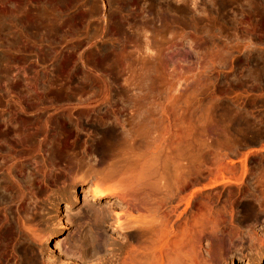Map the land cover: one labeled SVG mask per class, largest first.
<instances>
[{"label":"rangeland","instance_id":"1","mask_svg":"<svg viewBox=\"0 0 264 264\" xmlns=\"http://www.w3.org/2000/svg\"><path fill=\"white\" fill-rule=\"evenodd\" d=\"M2 1L0 264H120L142 244L131 236L148 219L162 230L169 207L179 203L181 210L189 200L179 224L194 225L193 251L190 244L186 249L196 262L205 256L203 264H264V240L256 237L264 223L248 210L255 171L264 167V0ZM33 10L46 16L39 21ZM127 134L131 144L116 148ZM187 139L190 149L183 146ZM110 143L119 157L106 148ZM160 143L182 146L178 167L156 162L150 180L172 184L175 169L181 182L191 168V185L175 197L153 194L148 213L136 195H118L134 193L135 171L128 179L111 175L101 186L113 199L93 203L89 187L96 176L88 167H137V156H159ZM111 155L119 163H110ZM88 202L93 213L107 212L98 229L85 214ZM153 232L159 244L161 231ZM69 245L77 246L75 253Z\"/></svg>","mask_w":264,"mask_h":264},{"label":"bare ground","instance_id":"2","mask_svg":"<svg viewBox=\"0 0 264 264\" xmlns=\"http://www.w3.org/2000/svg\"><path fill=\"white\" fill-rule=\"evenodd\" d=\"M0 1H2V0H0ZM15 1V0H14ZM24 1V0H23ZM30 0H28V2H29ZM42 1V0H41ZM161 1V0H160ZM159 1V2H160ZM2 2H4V1H2ZM8 2H10V1H8ZM17 2V1H16ZM33 2V1H32ZM39 2H40V0H39ZM43 2H44V4H45V1L43 0ZM56 2V1H55ZM1 3V2H0ZM6 3V2H5ZM4 3V4H5ZM15 3V2H14ZM19 3V2H18ZM24 3V2H23ZM36 3V2H35ZM42 3V2H41ZM49 3H50V0H49ZM10 4H11V2H10ZM20 4V3H19ZM26 4H27V2H26ZM25 4V5H26ZM32 4V3H31ZM38 4V3H37ZM37 4H35L37 7H38V5ZM43 4V5H44ZM58 4V3H57ZM62 4V3H61ZM61 4H58V5H61ZM9 5V4H8ZM15 5V4H14ZM21 5H22V3H21ZM24 5V6H25ZM48 5V4H47ZM11 6H13V5H11ZM10 6V7H11ZM19 6V8H20V5H18ZM23 6V7H24ZM33 6V5H32ZM40 6V5H39ZM46 6V5H45ZM0 7H3L1 4H0ZM5 7V6H4ZM17 7V6H16ZM26 7V6H25ZM34 7V6H33ZM42 7V6H41ZM40 7V8H41ZM47 7V6H46ZM60 7V6H59ZM163 7V6H162ZM8 8V7H7ZM12 8V7H11ZM27 8V7H26ZM43 8H45V7H43ZM6 9V8H5ZM9 9V8H8ZM14 9V7L12 8V10ZM25 9V8H24ZM28 9V8H27ZM30 9V8H29ZM46 9V8H45ZM155 9V8H154ZM16 10V9H15ZM18 10V9H17ZM21 11L19 12V14L17 13V11H16V13H17V15H18V17H17V21L18 22H20V20L23 18V14H22V9H20ZM47 14H48V12H49V8L47 7ZM51 10H53V9H51ZM1 11V10H0ZM11 11V10H10ZM26 11V10H25ZM28 11V10H27ZM34 11V10H33ZM42 11V10H41ZM147 11V10H146ZM2 12V11H1ZM43 12H44V10H43ZM51 12V11H50ZM49 12V13H50ZM54 12V11H53ZM53 12H51V13H53ZM3 13H5V12H3ZM12 13V12H11ZM14 13H15V11H14ZM24 13V12H23ZM27 13V12H26ZM30 13V12H29ZM46 13V12H45ZM45 13H41L39 10L35 13V11H34V14L33 15H36L37 16V18H38V20L40 21V20H43V15L45 14ZM50 13V14H51ZM56 13V12H55ZM53 14L54 15V17H55V15L56 14ZM7 14H9V13H7ZM1 15V14H0ZM3 15V17H4V14H2ZM12 15V14H11ZM11 15H9V16H11ZM26 15V14H25ZM24 15V16H25ZM52 14H51V16H53ZM58 15V14H57ZM6 16V15H5ZM9 16H7V20H9L8 19V17ZM14 16V15H13ZM45 16H46V14H45ZM61 16V18H62V15H60ZM60 16H57L56 17V20L58 21V17H60ZM16 17L14 18L15 20H16ZM32 17V19L34 18L33 16H31ZM153 17V16H152ZM177 17V16H176ZM2 18V17H1ZM6 18V17H5ZM13 18V17H12ZM25 18V17H24ZM30 18V17H29ZM28 18V19H29ZM31 19V20H32ZM45 19H46V17H45ZM47 19H48V17H47ZM47 19H46V21H47ZM52 20V18H50L49 17V20ZM55 18H53V20H54ZM147 19V18H146ZM149 19V18H148ZM3 20V19H2ZM13 20V19H12ZM30 20V21H31ZM34 20V19H33ZM48 20V24H49V22H50V24L52 23V21H49ZM61 19H59V21H60ZM143 20V19H142ZM6 21V20H5ZM26 21H28V20H26ZM26 21H25V23H26ZM36 21V20H35ZM34 21V22H35ZM56 21V22H57ZM63 21H64V19H63ZM63 21H60V22H63ZM66 21V20H65ZM152 21V20H151ZM3 22V21H2ZM1 22V20H0V32H2V30L3 29H5V25L3 24ZM7 23L9 22V21H6ZM17 22V23H18ZM33 22V23H34ZM37 22V21H36ZM35 22V23H36ZM45 22V21H44ZM54 22V21H53ZM10 23H12L11 22V19H10ZM14 23V22H13ZM9 24V23H8ZM21 24V23H20ZM20 24H18V25H20ZM24 24V23H23ZM30 24V23H29ZM37 24V23H36ZM46 24H47V22H46ZM59 25H60V23H58ZM62 24V23H61ZM151 24V23H150ZM149 24V25H150ZM10 25V24H9ZM16 25V24H15ZM25 25V24H24ZM27 25H28V22H27ZM31 25V24H30ZM40 25H41V27H42V25L43 24H41L40 23ZM54 25H55V22H54ZM21 26V25H20ZM51 26H53V24L51 25ZM63 26V25H62ZM162 26H164V25H162ZM161 26V27H162ZM23 27H25V26H23ZM22 27V28H23ZM38 27V26H37ZM10 28V30H11V28H13V25H12V27L10 26L9 27ZM21 28V27H20ZM18 29L17 28V30H19V32H23L22 31V29ZM14 29V28H13ZM12 29V30H13ZM25 29V28H24ZM36 29H38V28H36ZM47 29V28H46ZM179 29V28H178ZM6 30H8V29H6ZM10 30H8V31H10ZM32 30V29H31ZM142 30V29H141ZM7 31V32H8ZM25 31H27V29L25 30ZM35 31H37V30H35ZM45 31V30H44ZM47 31V30H46ZM44 32V33H47V32ZM56 31V30H55ZM11 32V31H10ZM10 32H8V35H9V33ZM18 32V31H17ZM56 32H58V31H56ZM162 32V31H161ZM15 33V32H14ZM33 33H34V29H33ZM36 33V32H35ZM38 33V32H37ZM2 34V33H1ZM6 34V33H5ZM12 34V33H11ZM11 34H10V36H11ZM19 34H21V33H19ZM26 34V33H25ZM31 34V33H30ZM3 35H4V32H3ZM2 35V36H3ZM36 35H38V34H36ZM50 35V34H49ZM7 36V35H6ZM6 36H5V38H6ZM18 36V35H17ZM20 36V35H19ZM40 36V35H39ZM8 37V36H7ZM154 37V36H153ZM15 38H16V34H15ZM42 39H43V37H41ZM45 38V37H44ZM1 39H2V37H0V42H1ZM38 39H40V38H38ZM3 41V40H2ZM6 41V40H5ZM7 42H8V40H7ZM12 42V41H11ZM48 42H49V40H48ZM12 43H14V42H12ZM11 44V43H10ZM15 44V43H14ZM13 46V45H12ZM3 47V46H2ZM10 47V46H9ZM45 51V50H44ZM5 52V51H4ZM1 59V58H0ZM1 64V63H0ZM2 66V65H1ZM149 82V81H148ZM229 123V122H228ZM223 125V124H222ZM223 131V130H222ZM129 134H127L126 136H124L125 137V140L127 141V138H130L129 136H128ZM128 136V137H127ZM222 136V135H221ZM127 137V138H126ZM228 138V137H227ZM123 138H121V140H122ZM225 139V138H224ZM120 140V141H121ZM188 140V139H187ZM119 141V140H118ZM124 142V140L123 141H121V143L123 142L124 144L125 143H128L129 141H127V142ZM108 142V141H107ZM132 142V141H131ZM114 143V142H113ZM113 143H110V144H108L107 146H106V148L111 152H114L113 154L115 155V154H118V152L117 153H115L116 151H114L115 150V146L116 145H114ZM123 143L122 144H118V147H116V148H119V145L121 146V145H123ZM222 143V142H221ZM116 144V143H115ZM129 144H131V143H129ZM129 144H125V145H129ZM185 144V145H184ZM183 144V146H184V148H188L189 146H190V141L188 140V141H186L185 143ZM170 146H173V144L171 145V144H169ZM167 146V144L166 145H164L165 147L164 148H166L163 152L165 153V154H163V152L161 153V151L164 149L163 148V144H161L160 143V146L163 148L162 150L160 149V147L158 148V151L159 150H161V151H159L158 152V155L159 156H161V155H163V156H161V158H162V160H160L159 159V156H157V152H156V154H154L155 156H153L152 158H149V159H145V160H143L142 158H143V156H141V155H139V156H137L136 157V159H137V161L139 162L136 166L137 167H131V166H128V167H111V166H116L115 164H113V165H110L109 163V165H110V167L107 165V167H102L101 169H103V170H101V169H95L94 168V170L92 169L93 167H88L89 168V170H88V172L90 173V175H92V176H96L95 178H93V180L91 181V186L89 187L90 188V190H89V195H90V197H91V199H92V201H93V203H101L102 201H104L105 199H109V198H112L113 199V197H110L111 195L109 194V192L106 190V189H104V186H101L102 185V182L104 183L106 180H108L109 179V177L111 176V175H114V176H121L122 178H124V179H128L129 177H130V175H131V173L133 172V171H135V174H134V176H133V178H135V181L133 182V184H132V186H133V191H134V193L133 192H131L130 194H128L127 193V189H123V191L121 192V194H118L119 196H121L120 198H123V199H125L127 196H131V197H135V195H136V197L140 200V204H141V206L143 207L144 206V208H145V210L149 213L150 211V208H151V205H152V200H153V198L151 197V196H153V194L155 195L157 192H160V193H163V195H165L166 197H168V198H170V197H172V196H178L184 189H186L187 188V186H189V185H191L192 184V182H193V180H192V174L194 173V172H192L193 171V169H191V168H188V169H186V173H185V175H184V173H183V178H182V180H181V182H179V181H177L178 179L177 178H179L181 175H182V173H180V176L178 175L177 176V174H179V173H176V171H175V169H174V171L172 170V171H170V173H173L172 175H174V181L173 182H171L172 184H155L152 180H150V177H151V175H152V173H151V169H150V167H152L153 166V164L154 163H156V162H158V163H160V167H178V166H176V156L178 157V155H179V153H180V151H181V147L182 146H179L178 147V145L177 144H174V146L175 147H170V146ZM169 149L170 150H174V152L173 151H169ZM183 149V148H182ZM185 149V150H186ZM188 149H190V148H188ZM107 150V151H108ZM168 152H167V151ZM184 151V150H183ZM109 152V153H110ZM167 152V153H166ZM173 152V153H172ZM182 152V151H181ZM184 152H186V151H184ZM189 153V152H188ZM187 154V153H186ZM112 156V155H111ZM141 156V157H140ZM117 158V157H119V155H115L114 156V158ZM111 159V161H110V159ZM191 158V157H190ZM108 159H109V161H110V163L113 161V163L115 162L116 164H117V162L119 161L118 159L116 160V159H114V160H112L113 159V156H112V158L111 157H108ZM117 162H116V161ZM161 161V162H160ZM119 163V162H118ZM157 163V164H158ZM189 164H190V161H189ZM156 167V166H155ZM188 167H191V165L190 166H188ZM93 170V171H92ZM225 170H227V169H225ZM221 172L222 170H220V169H217V172ZM231 171V170H230ZM241 171V170H240ZM247 171V170H246ZM91 172L93 173V174H91ZM196 172H199L200 173V171H195V174H197ZM244 172H245V170H244ZM255 172H257L256 173V181L254 182L255 183V189H254V186H253V189H252V197H248V198H251L250 200H249V204H248V210H249V212L250 213H252V215L255 217V219L257 220V222H259V223H261V224H263L264 223V167H257V169H256V171ZM175 173H176V176H175ZM242 173H243V169H242ZM243 175H244V173H243ZM3 178V177H2ZM111 178V177H110ZM4 179V178H3ZM5 180V179H4ZM6 181V180H5ZM227 181V180H226ZM217 182V181H216ZM216 182L214 181V183L213 184H216ZM9 183H10V181H9ZM253 183V184H254ZM5 184V183H4ZM170 185H172V186H170ZM252 185V184H251ZM1 186V185H0ZM2 186H4V185H2ZM10 187V186H9ZM8 187V188H9ZM103 187V188H102ZM1 188V187H0ZM5 188H6V186H5ZM173 188H174V190H173ZM3 189V188H2ZM88 190V189H87ZM110 191H113V190H110ZM3 192V191H2ZM112 193H114V191L112 192ZM250 193H251V191H250ZM8 194V193H7ZM6 194V195H7ZM13 194V193H12ZM3 195V194H2ZM117 194L115 193V196H116ZM117 195V196H118ZM119 196H118V198H119ZM248 196V195H247ZM3 197H5V196H3ZM89 197V196H88ZM1 198H2V196H1ZM17 198V197H16ZM117 198V197H116ZM13 199V198H12ZM112 199H111V201H112ZM190 199V198H189ZM6 200V199H5ZM117 200V199H116ZM120 200V199H119ZM180 200V199H179ZM7 201H8V199L5 201L6 203H7ZM169 201V204H170V200H168ZM190 201V200H189ZM189 201H185V204H184V208H182L181 210H179V208H178V205H179V203L177 204H173L172 206H170L169 207V211H168V213H167V215L165 216L166 218H165V224L163 223V229L161 230L160 228V223L157 225V224H155V223H157L156 222V220L155 219H148L147 221H146V223H145V226H144V228L143 229H141V230H137L134 234H132V236H131V238L133 239V240H135V241H139V242H141L142 244L138 247V248H136L135 250H131V251H128V252H126V256L125 257H123V260L120 262V264H201V262H202V260H204L203 258L205 257H203L202 259H201V262H199L198 263V261L196 262L195 261V259H194V257H191L190 255H191V252L189 251V249H191V247H192V244H191V241H192V239H191V237H193V236H191V232H193V231H191V229H194V228H191V227H193L194 225H193V223L196 225V223L198 224V222H193L192 223V225L193 226H191V224L189 225V224H186V221L185 222H183L184 223V228H182V230H181V232L179 233V230L180 229H178L181 225L180 224H183L182 222L179 224V221L180 220H182V219H184V217H185V215L188 213V207H189V205H190V202ZM4 202V203H5ZM5 203V204H6ZM88 203H90V202H88ZM87 203V204H88ZM104 203V202H103ZM106 203V202H105ZM108 203H111L110 201L108 202ZM107 203V204H108ZM167 203V202H166ZM44 204V203H43ZM37 205V204H36ZM40 205V204H39ZM46 205V204H45ZM89 205V204H88ZM91 205V206H90ZM90 207L88 208V207H86V208H88L87 210H85V214H88L87 216L88 217H90L91 216V218H93L92 216H94V222H96V224H95V226H96V228L98 227V225H99V221L100 220H102L104 217H105V215L107 214V212L106 211H104V210H101L100 208H99V206H98V209H100V211H101V213L100 214H102V215H100V217L98 216V212H97V207L94 209V211H96V213H98V214H95V213H93V211H91L93 208H92V203H90ZM41 206V205H40ZM94 206H96V205H94ZM32 207V206H31ZM34 207H35V205H34ZM39 207V206H38ZM92 208V209H91ZM19 209V208H18ZM35 209V208H34ZM25 210V209H24ZM32 210V209H31ZM17 211V210H16ZM30 211V210H29ZM15 212V211H14ZM22 212H23V210H22ZM32 212V211H31ZM37 212V211H36ZM167 212V211H166ZM218 212H220V211H218ZM223 213V212H222ZM45 214V213H44ZM221 214V213H220ZM10 215V214H9ZM39 215V214H38ZM114 215H115V218H116V227L117 228H122V223H121V221H120V214L119 213H117V212H115L114 213ZM219 215V214H218ZM223 215V214H222ZM84 216H86V215H84ZM108 216V215H107ZM184 216V217H183ZM40 217V216H39ZM88 217L86 218V219H88ZM222 217V216H221ZM84 218V219H85ZM186 219V218H185ZM91 220V219H90ZM93 220V219H92ZM200 220V219H199ZM198 220V221H199ZM208 220V219H207ZM85 221V220H84ZM202 221V220H201ZM200 221V222H201ZM204 221V220H203ZM202 221V223H204ZM229 221H231V220H229ZM89 222V221H88ZM93 222V223H94ZM99 222V223H98ZM103 222V220L101 221V223ZM155 222V223H154ZM200 222H199V224H200ZM256 222V223H257ZM90 223V222H89ZM201 223V224H202ZM206 223V222H205ZM199 224L197 225L198 227H199ZM208 224V223H207ZM212 224V223H211ZM88 225V224H87ZM92 225V224H91ZM156 225L157 226H159V228H157L156 227ZM178 225H180L179 227H178ZM203 225H206V224H203ZM209 225H210V223H209ZM238 225V224H237ZM8 226V225H7ZM17 226H18V224H17ZM95 226H94V228H95ZM156 228H155V227ZM196 226V227H197ZM202 226V225H201ZM208 226V225H207ZM206 226V227H207ZM91 227V226H90ZM204 227V226H203ZM231 227V226H230ZM260 227V226H259ZM17 228V227H16ZM20 228V227H19ZM92 228V227H91ZM93 228V229H94ZM233 228V227H232ZM235 229H236V227H234ZM89 229V228H88ZM98 229V228H97ZM156 229H158V231L160 230L161 232H160V235H159V238H157L156 239V243H158L159 242V244H155V239H153V237H154V232H153V230H156ZM13 230H15V229H13ZM12 230V231H13ZM96 230V229H95ZM202 230V229H201ZM237 230V229H236ZM86 231V230H85ZM182 231H183V233H182ZM199 231V230H198ZM202 231H204V230H202ZM202 231H201V234H202ZM231 231H233V230H230V232ZM240 231H241V229H240ZM249 231V230H248ZM259 232H257V233H259V235L258 236H256V237H258V239L259 240H264V226L262 225L261 226V229L260 230H258ZM2 232V231H1ZM15 232V231H14ZM16 232H17V230H16ZM24 232V231H23ZM95 232H97V231H95ZM95 232H93V234H96ZM153 232V233H152ZM157 232V231H156ZM251 232V231H250ZM25 233V232H24ZM191 233V234H190ZM214 232H212L211 233V235L213 234ZM221 233V232H220ZM233 232H231V234H228V236L230 235V237H231V239H232V237H234L233 236V234H235V233H233ZM237 233V232H236ZM89 234V232L87 233V235ZM92 234V233H91ZM90 234V235H91ZM92 234V235H93ZM179 234H180V238L178 237L179 236ZM183 234V235H182ZM200 234V232H199V235L200 236H202L203 237V235H201ZM204 234V233H203ZM215 234V233H214ZM221 234H223V233H221ZM226 234V235H227ZM238 234V233H237ZM236 234V235H237ZM246 234V233H245ZM15 235V234H14ZM20 235V234H19ZM82 235V234H81ZM178 235V236H177ZM236 235H235V237H236ZM250 235V234H249ZM254 235V234H253ZM6 236V235H5ZM5 236H3V237H5ZM83 236H84V234H83ZM82 236V237H83ZM93 236H95V235H93ZM92 236V237H93ZM153 236V237H152ZM158 235L156 234V237H157ZM177 236V237H176ZM199 236V237H200ZM209 236V235H208ZM216 236V235H215ZM222 236V235H221ZM227 236V237H228ZM255 236V235H254ZM86 238H87V236H85ZM84 237V238H85ZM91 237V236H90ZM95 237H97V236H95ZM177 238V239H175V240H173L172 238ZM183 237V238H182ZM205 237V236H204ZM214 237V236H213ZM237 237H240L239 235L237 236ZM243 237V236H242ZM251 237V236H250ZM16 238V237H15ZM24 238V237H23ZM32 238V237H31ZM84 238H82V242H83V240H84ZM86 238H85V240H86ZM89 238V237H88ZM94 238V237H93ZM184 239V241L182 240V239ZM221 238V237H220ZM247 238H249V236L247 235ZM4 239V238H3ZM12 239V238H11ZM79 239H81V238H79ZM89 239H91V238H89ZM97 239H98V237H97ZM217 239V238H216ZM219 239V238H218ZM217 239V240H218ZM230 238L228 237V240H229ZM233 239H235V238H233ZM237 239V241L239 240V238H236ZM242 239V238H241ZM246 239V238H245ZM254 239V238H253ZM258 239L256 238V239H254V240H256V241H258ZM2 240V239H1ZM0 240V242H2ZM21 240V239H20ZM84 240V241H85ZM93 240V239H92ZM95 240V239H94ZM224 240V239H223ZM249 240H250V238H249ZM248 240V241H249ZM4 241V240H3ZM30 241V240H29ZM88 241V239L86 240V242ZM91 241V240H90ZM89 241V242H90ZM95 241H98V240H95ZM158 241V242H157ZM180 241H183V242H180ZM194 241V240H193ZM220 241V240H219ZM231 241V240H230ZM250 241H253V240H250ZM249 241V242H250ZM5 242H7V241H5ZM4 242V243H5ZM16 242V241H15ZM23 242V241H22ZM36 242V241H35ZM34 242V243H35ZM73 242V241H72ZM72 242H70V243H72ZM79 242H80V240H79ZM92 242V241H91ZM90 242V243H91ZM227 242V241H226ZM243 242V241H242ZM248 242V243H249ZM3 243V244H4ZM26 243H27V241H26ZM32 243V242H31ZM96 244L98 243V242H95ZM95 243H94V241H93V243L92 244H94L93 246L91 245V249H92V247L95 249ZM182 243H184V244H182ZM217 243V242H216ZM228 243H229V241H228ZM236 243V242H235ZM234 243V244H235ZM259 243V242H258ZM7 244V243H6ZM23 244V243H22ZM28 244V243H27ZM39 244V243H38ZM77 244V243H76ZM75 244V245H76ZM81 244H83L84 246H85V244L84 243H81ZM81 244H80V246H81ZM189 244L191 245V246H189ZM219 245H222L221 243H218ZM230 244V243H229ZM244 244V243H243ZM251 244V243H250ZM249 244V245H250ZM5 245V244H4ZM3 245V246H4ZM16 245V244H15ZM33 245V244H32ZM71 245H73V244H71ZM78 245V244H77ZM87 245H89L90 246V244H88L87 243ZM87 245L85 246L86 248H87ZM156 245V246H155ZM231 246L233 245L232 244V242H231V244H230ZM237 245V244H236ZM235 245V246H236ZM239 245H240V243H239ZM6 246V245H5ZM28 246V245H27ZM35 246V245H34ZM97 246H100V244L99 245H97ZM189 246V249H186V247H188ZM229 246V245H228ZM241 246H242V244H241ZM253 246V245H252ZM251 246V247H252ZM11 247V246H10ZM26 247V246H25ZM30 247V246H29ZM38 247V246H37ZM69 247H70V245H69ZM72 247V246H71ZM71 247L68 249V251L70 250V251H72V253L74 252V249H76L75 247H77V246H73L74 248H72L71 249ZM180 247H183L182 248V250H181V248ZM185 247V248H184ZM217 247V246H216ZM221 247V246H220ZM101 248V247H100ZM222 248V247H221ZM220 248V249H221ZM226 248H228V247H226ZM230 248V247H229ZM238 247H236V249H237ZM33 249V248H32ZM80 249V248H79ZM88 249V248H87ZM90 249V250H91ZM193 249V248H192ZM191 249V250H192ZM218 249V248H217ZM1 250V249H0ZM30 251H31V249H29ZM96 250V249H95ZM97 250H99V248H97ZM103 250V249H102ZM185 250V251H184ZM186 250H188V253L189 254H185L186 253ZM209 250V249H208ZM4 251V250H3ZM6 251V250H5ZM67 251V250H66ZM69 251V252H70ZM93 251V249L91 250V252ZM100 251V250H99ZM193 251V250H192ZM15 252H17V251H15ZM33 252V251H32ZM31 252V253H32ZM44 252V251H43ZM81 252V251H80ZM90 252V251H89ZM88 252V253H89ZM183 252V253H182ZM185 252V253H184ZM208 252H210V251H208ZM19 253V252H18ZM38 253H40V252H38ZM71 253V252H70ZM75 253V252H74ZM85 253H87L86 251H85ZM94 253V252H93ZM96 253V252H95ZM98 253V252H97ZM192 253H194V252H192ZM260 253V252H259ZM77 254V253H76ZM81 254V253H80ZM258 254V253H257ZM20 255V254H19ZM31 255V254H30ZM225 255V254H224ZM21 256V255H20ZM19 256V257H20ZM36 256V255H35ZM37 256H38V254H37ZM193 256H194V254H193ZM210 256H212V255H210ZM22 257V256H21ZM78 257H80V255L78 256ZM84 257V256H83ZM195 257H197V256H195ZM208 257V256H207ZM259 257V256H258ZM44 258V257H43ZM211 258V257H210ZM206 259V258H205ZM1 260V259H0ZM40 260V259H39ZM47 260V259H46ZM110 260V259H109ZM112 260V259H111ZM197 260H198V258H197ZM200 260V259H199ZM45 261V260H44ZM19 262V261H18ZM20 262H21V260H20ZM19 262V263H20ZM47 262V261H46ZM110 262V261H109ZM205 262V261H204ZM13 263V262H12ZM213 262H208L207 264H212ZM216 263V262H215ZM25 264H33L32 263V261L29 259V260H26V262H25ZM202 264H203V262H202ZM214 264V263H213ZM217 264V263H216Z\"/></svg>","mask_w":264,"mask_h":264}]
</instances>
